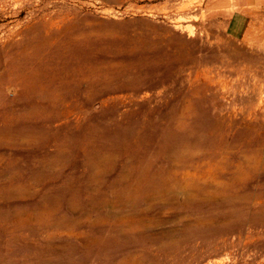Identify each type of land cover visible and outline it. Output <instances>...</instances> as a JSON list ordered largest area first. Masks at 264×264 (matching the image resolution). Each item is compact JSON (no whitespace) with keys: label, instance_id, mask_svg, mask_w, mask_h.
<instances>
[{"label":"rangeland","instance_id":"obj_1","mask_svg":"<svg viewBox=\"0 0 264 264\" xmlns=\"http://www.w3.org/2000/svg\"><path fill=\"white\" fill-rule=\"evenodd\" d=\"M234 7L0 0V264H264V0L235 39Z\"/></svg>","mask_w":264,"mask_h":264},{"label":"crops","instance_id":"obj_2","mask_svg":"<svg viewBox=\"0 0 264 264\" xmlns=\"http://www.w3.org/2000/svg\"><path fill=\"white\" fill-rule=\"evenodd\" d=\"M232 10L226 24V30L232 38H242L249 27L252 9L257 0H234Z\"/></svg>","mask_w":264,"mask_h":264},{"label":"bare ground","instance_id":"obj_3","mask_svg":"<svg viewBox=\"0 0 264 264\" xmlns=\"http://www.w3.org/2000/svg\"><path fill=\"white\" fill-rule=\"evenodd\" d=\"M64 30H65V28H64L63 30H61V31L56 32L55 34H60V33H62ZM51 36H52V34L47 35V36H45V37H51ZM17 135H18V134H17ZM104 158H105V157H104Z\"/></svg>","mask_w":264,"mask_h":264}]
</instances>
